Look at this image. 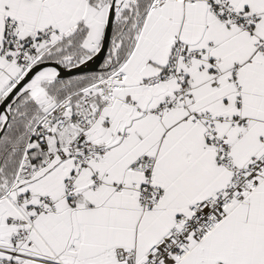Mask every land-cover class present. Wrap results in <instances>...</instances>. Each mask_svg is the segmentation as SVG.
<instances>
[{
  "label": "snow or ice",
  "instance_id": "6c2138e0",
  "mask_svg": "<svg viewBox=\"0 0 264 264\" xmlns=\"http://www.w3.org/2000/svg\"><path fill=\"white\" fill-rule=\"evenodd\" d=\"M0 264H264V0H0Z\"/></svg>",
  "mask_w": 264,
  "mask_h": 264
}]
</instances>
